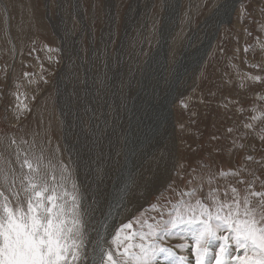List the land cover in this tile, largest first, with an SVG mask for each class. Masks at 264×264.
I'll return each instance as SVG.
<instances>
[{"label":"rangeland","instance_id":"obj_1","mask_svg":"<svg viewBox=\"0 0 264 264\" xmlns=\"http://www.w3.org/2000/svg\"><path fill=\"white\" fill-rule=\"evenodd\" d=\"M232 1L180 0L163 68L160 59L150 60L172 0H0V149L22 137L54 164L63 161L69 190L75 180L101 219L123 166L140 81L166 98L187 51H204L221 20L218 10ZM203 62L180 80L163 136L133 147L139 149L134 182L113 230L152 215L149 206L171 195L169 186L183 187L196 164L206 162L217 172L244 165L264 179V0L238 3ZM16 95L31 109L19 119ZM142 98L157 101L144 92ZM243 177L251 178L247 172Z\"/></svg>","mask_w":264,"mask_h":264},{"label":"snow or ice","instance_id":"obj_2","mask_svg":"<svg viewBox=\"0 0 264 264\" xmlns=\"http://www.w3.org/2000/svg\"><path fill=\"white\" fill-rule=\"evenodd\" d=\"M16 100L19 119L31 109ZM37 148L21 137L0 149V264H264V179L256 170L196 164L183 187L169 186L171 195L149 206L152 215L109 231L75 180L69 190L68 166ZM173 238L181 243L168 246Z\"/></svg>","mask_w":264,"mask_h":264},{"label":"bare ground","instance_id":"obj_3","mask_svg":"<svg viewBox=\"0 0 264 264\" xmlns=\"http://www.w3.org/2000/svg\"><path fill=\"white\" fill-rule=\"evenodd\" d=\"M177 1L178 0H172L169 7L167 8V15H165L164 18V24L163 28L161 30V36H160V44L157 51L153 54L152 59L150 61H156L158 59L161 60V65H163V68H165V50H167V42L166 38L169 37V34L171 33L172 26L175 25V22L177 21L176 13L174 10H172V7H177ZM232 2H227L223 5L222 10L219 9L218 12L221 16L226 17L227 16H234L235 9L237 8L236 4L234 8H232ZM231 10V12H230ZM177 23V22H176ZM218 26V25H217ZM216 40V37L211 36V39L208 40V42L204 46V51L202 49H197L194 52L187 51V56L183 60H181L180 65L177 67L178 75L175 77V79L170 84V88L168 90V93H166V98H163L161 96L158 99V95L154 94L153 89L158 91V87H150L145 90L144 88V80L142 79L139 83L138 91L136 92L135 98L132 100L130 105V130H128V133L126 134L127 140L125 143L124 148V161L123 166L119 172V178L116 181L115 187L113 188V191L111 193V199L109 206L107 208V211L105 212V215L103 218L107 219L109 224L112 225V229L109 231H112L117 219L120 208H122V204L125 200L126 194L129 191L128 188L130 186V181L127 179L129 174L134 173V167H135V155L137 154V151L139 149L134 150L133 147L136 145V148L144 147L146 144L150 143L152 140L159 139L163 136L166 126L170 123V121L173 120V104L176 100L177 92H178V84L180 80L184 78L185 75L190 74V70L194 71L197 68L201 67L202 64H204V60L202 59L205 55L204 52L208 49V47H212L214 41ZM211 43V45H210ZM210 47V48H211ZM210 50V49H209ZM207 57V56H206ZM200 62V63H199ZM149 64V63H148ZM182 65V66H181ZM199 66V67H198ZM194 73V72H193ZM146 93L147 97H152L156 99L157 101H154L151 98H142L143 102L146 101H152L150 104H147L145 107L144 105L139 106V104L142 102L140 99V95L142 93ZM155 105V108H151V104ZM158 107V108H157ZM144 108V109H142ZM145 110V112H144ZM161 114V115H159ZM147 117H151L152 121L149 119L147 120ZM158 121V122H157ZM135 127V130H134ZM168 127V126H167ZM134 130V131H133ZM168 130V129H167ZM135 140V143L133 141ZM132 141V145L130 144ZM152 141V142H153ZM130 146H132L130 148ZM118 184V185H117Z\"/></svg>","mask_w":264,"mask_h":264},{"label":"water","instance_id":"obj_4","mask_svg":"<svg viewBox=\"0 0 264 264\" xmlns=\"http://www.w3.org/2000/svg\"><path fill=\"white\" fill-rule=\"evenodd\" d=\"M241 0H235V1H232V8H231V10L234 8V6L236 5V4H238L239 2H240ZM179 8H180V0H178V3H177V13H176V15L178 14V12H179ZM231 10H230V12H231ZM232 20V16H227V18L226 17H221V20L219 21V23H218V26H217V29H216V31H215V33H214V37H217L218 36V33H219V31L222 29V27L224 26V25H226V24H229L230 23V21ZM210 45H211V43H210ZM211 47V46H210ZM210 47H208V49L206 50V52H204V56H203V60L206 58V56H207V53H208V51H209V49H210ZM200 63V62H199ZM159 115H161V114H159ZM151 120L152 121V118L151 117H147V120ZM158 122V121H157ZM140 145H141V142H140ZM140 145H139V147H140Z\"/></svg>","mask_w":264,"mask_h":264}]
</instances>
